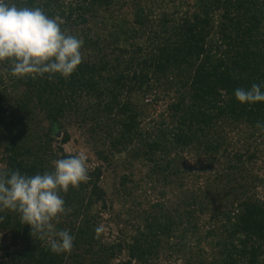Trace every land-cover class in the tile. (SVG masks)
<instances>
[{
  "label": "trees",
  "instance_id": "1",
  "mask_svg": "<svg viewBox=\"0 0 264 264\" xmlns=\"http://www.w3.org/2000/svg\"><path fill=\"white\" fill-rule=\"evenodd\" d=\"M12 2L81 38L83 62L51 79L0 62V172L53 171L74 156L72 127L99 164L61 192L72 211L54 224L74 235L72 251L54 254L5 209L0 264H264V102L234 95L264 83V0ZM109 167L122 169L128 211L102 186Z\"/></svg>",
  "mask_w": 264,
  "mask_h": 264
},
{
  "label": "clouds",
  "instance_id": "2",
  "mask_svg": "<svg viewBox=\"0 0 264 264\" xmlns=\"http://www.w3.org/2000/svg\"><path fill=\"white\" fill-rule=\"evenodd\" d=\"M83 44L81 38L62 31L58 20L42 8L0 0V62L11 63L12 76L69 78L83 62ZM234 95L241 104L264 102V83L237 88ZM256 127L264 131V123ZM53 169L31 176L19 170L0 172V211L18 213L24 225L31 227L32 236L47 239L51 252L59 255L71 252L75 240L69 230L54 224L72 211L61 192L89 180L87 156L80 153L54 160Z\"/></svg>",
  "mask_w": 264,
  "mask_h": 264
},
{
  "label": "rangeland",
  "instance_id": "3",
  "mask_svg": "<svg viewBox=\"0 0 264 264\" xmlns=\"http://www.w3.org/2000/svg\"><path fill=\"white\" fill-rule=\"evenodd\" d=\"M143 42V41H142ZM159 113L162 112V110L158 111ZM157 116V115H155ZM154 116V118H155ZM157 118V117H156ZM69 132L71 133L72 136V140L64 146L65 151L68 154H73V155H77L80 153H84L87 156V167L91 168L96 166L97 164H99V162L97 161L96 155L94 153V149H95V145H91L89 143H87L88 139L87 137L83 136V131L77 127H72L69 129ZM58 133V132H57ZM62 138V131L60 132V138H58L59 140ZM122 169H113V167H109L107 169V176H104L103 182H102V186H104V188L107 190L109 197L116 203V208L117 210L121 207L123 208L125 211L129 210L132 205L129 203V201L127 199H125V206H123V204L121 203L123 200L122 195L120 197L121 192L119 191V186H118V177H119V173L121 174ZM128 172L124 173L127 174ZM137 173L138 177H135V181L136 184L138 182V180H140L141 178H144V173H142L141 171ZM135 184V183H134ZM142 185H144V183H139L137 185L138 188H140V192H141V187ZM115 187H117V190H115ZM133 189V186H130L129 190ZM117 193L119 194V197H117ZM135 195V192L133 191V193ZM141 194V193H140ZM150 194V192L148 193ZM124 196V195H123ZM128 198V196H127ZM122 201H121V200ZM114 228V229H112ZM102 229L106 232V237L109 238H115L117 237L115 231L116 228L115 226L111 223L110 224V220H109V216L106 215L104 216L103 220H102ZM113 231V232H111ZM173 260V259H170ZM173 264H183V260L182 259H174L173 260Z\"/></svg>",
  "mask_w": 264,
  "mask_h": 264
},
{
  "label": "water",
  "instance_id": "4",
  "mask_svg": "<svg viewBox=\"0 0 264 264\" xmlns=\"http://www.w3.org/2000/svg\"><path fill=\"white\" fill-rule=\"evenodd\" d=\"M56 136H57L58 138H60V132H58V133L56 134Z\"/></svg>",
  "mask_w": 264,
  "mask_h": 264
}]
</instances>
